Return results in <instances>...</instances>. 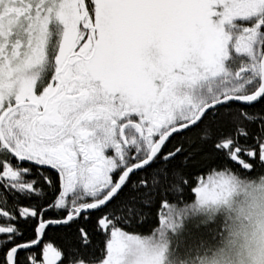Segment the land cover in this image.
<instances>
[{"label": "snow or ice", "instance_id": "6c2138e0", "mask_svg": "<svg viewBox=\"0 0 264 264\" xmlns=\"http://www.w3.org/2000/svg\"><path fill=\"white\" fill-rule=\"evenodd\" d=\"M259 175L264 0H0V264H203Z\"/></svg>", "mask_w": 264, "mask_h": 264}, {"label": "clouds", "instance_id": "9594fccd", "mask_svg": "<svg viewBox=\"0 0 264 264\" xmlns=\"http://www.w3.org/2000/svg\"><path fill=\"white\" fill-rule=\"evenodd\" d=\"M219 210L223 231L219 240L213 236L203 264H264V175L237 177Z\"/></svg>", "mask_w": 264, "mask_h": 264}]
</instances>
